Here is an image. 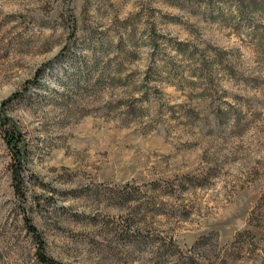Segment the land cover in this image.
<instances>
[{"label":"rangeland","instance_id":"374dc122","mask_svg":"<svg viewBox=\"0 0 264 264\" xmlns=\"http://www.w3.org/2000/svg\"><path fill=\"white\" fill-rule=\"evenodd\" d=\"M38 250L264 264V0H0V264Z\"/></svg>","mask_w":264,"mask_h":264},{"label":"trees","instance_id":"16d2710c","mask_svg":"<svg viewBox=\"0 0 264 264\" xmlns=\"http://www.w3.org/2000/svg\"><path fill=\"white\" fill-rule=\"evenodd\" d=\"M4 139L7 145L9 146L13 156H15V158L18 160L21 155V149L19 147V141H20L19 133L15 129L5 130ZM30 228L33 234L35 235V231H36L35 228L33 226H31ZM38 256L40 262L43 264H60L55 262L53 259L45 256V254L41 250L40 251L38 250Z\"/></svg>","mask_w":264,"mask_h":264}]
</instances>
